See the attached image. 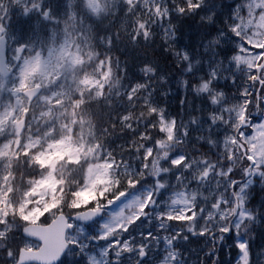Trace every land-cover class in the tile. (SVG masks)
Listing matches in <instances>:
<instances>
[{
	"label": "snow or ice",
	"instance_id": "1",
	"mask_svg": "<svg viewBox=\"0 0 264 264\" xmlns=\"http://www.w3.org/2000/svg\"><path fill=\"white\" fill-rule=\"evenodd\" d=\"M224 256L264 264V0H0V264Z\"/></svg>",
	"mask_w": 264,
	"mask_h": 264
},
{
	"label": "trees",
	"instance_id": "2",
	"mask_svg": "<svg viewBox=\"0 0 264 264\" xmlns=\"http://www.w3.org/2000/svg\"><path fill=\"white\" fill-rule=\"evenodd\" d=\"M222 255H224V254L222 253Z\"/></svg>",
	"mask_w": 264,
	"mask_h": 264
}]
</instances>
